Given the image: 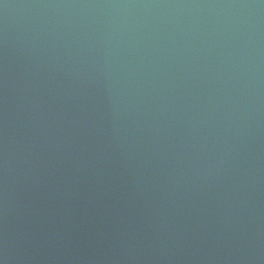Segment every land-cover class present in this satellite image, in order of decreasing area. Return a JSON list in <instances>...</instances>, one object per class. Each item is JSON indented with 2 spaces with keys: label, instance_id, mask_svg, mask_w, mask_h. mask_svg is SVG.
<instances>
[{
  "label": "water",
  "instance_id": "water-1",
  "mask_svg": "<svg viewBox=\"0 0 264 264\" xmlns=\"http://www.w3.org/2000/svg\"><path fill=\"white\" fill-rule=\"evenodd\" d=\"M0 264H264V0H0Z\"/></svg>",
  "mask_w": 264,
  "mask_h": 264
}]
</instances>
